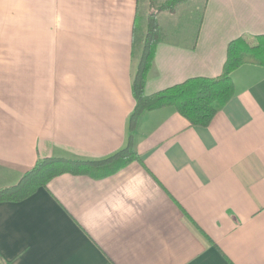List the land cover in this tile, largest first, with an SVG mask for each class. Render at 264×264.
Returning <instances> with one entry per match:
<instances>
[{"label":"crops","instance_id":"crops-1","mask_svg":"<svg viewBox=\"0 0 264 264\" xmlns=\"http://www.w3.org/2000/svg\"><path fill=\"white\" fill-rule=\"evenodd\" d=\"M142 8L0 0V189L42 158L102 161L125 145ZM157 18L146 94L219 75L231 40L264 34V0H187ZM230 76L206 126L172 106L143 112L138 159L1 201L0 264H264V66Z\"/></svg>","mask_w":264,"mask_h":264},{"label":"trees","instance_id":"trees-1","mask_svg":"<svg viewBox=\"0 0 264 264\" xmlns=\"http://www.w3.org/2000/svg\"><path fill=\"white\" fill-rule=\"evenodd\" d=\"M187 0H166L146 16L144 30H134L133 48L139 49L137 65L131 82L134 107L129 115L128 135L125 145L110 157L100 161L46 157L26 171L20 180L0 189V202L21 200L38 187L46 186L48 180L62 172L82 173L95 170L97 164L110 163L116 168L138 159L133 148V134L138 117L146 111L172 106L193 125L206 126L233 94L231 72L245 63L264 66V34L254 38L242 36L231 40L226 49L222 71L215 77H192L180 83L146 94L144 84L152 65L155 48L165 37L157 15L161 11L174 12L176 6Z\"/></svg>","mask_w":264,"mask_h":264},{"label":"rangeland","instance_id":"rangeland-1","mask_svg":"<svg viewBox=\"0 0 264 264\" xmlns=\"http://www.w3.org/2000/svg\"><path fill=\"white\" fill-rule=\"evenodd\" d=\"M152 1V0H151ZM156 1H160V0H153L152 2H153V7H154V9L156 10L157 9V2ZM150 6V7H149ZM147 7H148V9H147ZM153 7H151V3H150V5H149V3H148V5H147V0H143V8H142V12H141V15H142V13H143V18H145V16H146V14L149 12V11H151V10H153ZM147 10V11H146ZM140 15V14H139Z\"/></svg>","mask_w":264,"mask_h":264}]
</instances>
